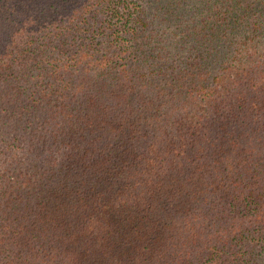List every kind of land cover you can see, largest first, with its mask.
<instances>
[{
	"label": "trees",
	"instance_id": "16d2710c",
	"mask_svg": "<svg viewBox=\"0 0 264 264\" xmlns=\"http://www.w3.org/2000/svg\"><path fill=\"white\" fill-rule=\"evenodd\" d=\"M0 264H264V0H0Z\"/></svg>",
	"mask_w": 264,
	"mask_h": 264
}]
</instances>
